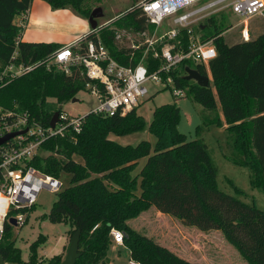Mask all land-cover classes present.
<instances>
[{"label": "trees", "instance_id": "trees-1", "mask_svg": "<svg viewBox=\"0 0 264 264\" xmlns=\"http://www.w3.org/2000/svg\"><path fill=\"white\" fill-rule=\"evenodd\" d=\"M45 1L54 8L73 5L82 11L81 0ZM32 2L0 0V71L11 58L15 40L21 34L15 16L30 10ZM135 2L115 24L136 31H152L153 26ZM227 23V15L221 14L206 19L200 26L204 39H213L218 52L208 66L195 64L193 67L191 61H185L171 75L177 87L187 90L207 110L215 112L219 101L227 130L233 137L234 150L228 160L248 168L252 187L264 191V27L248 41L242 39L239 31L240 39L230 44L222 35ZM98 34L123 63L135 64L143 56V46L132 53V49L118 44L114 29H99ZM95 37L96 32L91 30L82 38L80 47ZM181 38L187 46L186 31H182ZM61 46L23 40L19 44V59L27 62L44 59ZM146 62L152 71L162 63L160 58L154 59L152 51ZM188 66L205 75L211 73L213 82L203 87L186 79L183 72ZM86 82L79 69L67 75L56 67L48 70L41 66L1 87L0 104L17 105L20 110L49 123L58 106L71 101L85 89ZM181 117V108L176 102L154 110L149 125V131L157 138L154 145L148 140L132 145L110 138L111 134L128 135L146 128V120L136 108L124 115L117 113L109 117L89 114L80 133L57 137L44 144L43 148L52 154L35 157L34 165L44 175L60 178L63 173L69 174L70 185L57 192L58 199L43 219L68 223L71 237L81 231L76 264L108 262V251L114 242L113 228L124 233L130 258L140 264H194L129 224L153 206L178 218L185 226L221 231L249 264H264V210L218 187V167L208 144L202 138L189 140L179 130ZM205 118L197 127L198 135L204 127L222 125L220 117ZM30 209L33 207L24 211ZM12 228L6 221L0 255L7 263L31 264L22 259L21 250L15 246ZM46 241L45 235L40 234L31 244V259L37 254L39 244ZM61 261L57 255L50 264Z\"/></svg>", "mask_w": 264, "mask_h": 264}, {"label": "built area", "instance_id": "built-area-1", "mask_svg": "<svg viewBox=\"0 0 264 264\" xmlns=\"http://www.w3.org/2000/svg\"><path fill=\"white\" fill-rule=\"evenodd\" d=\"M137 6L142 8L153 26L152 36L148 30L124 28L115 32V41L132 49V53L142 46L148 53L152 49L154 59L162 61L153 71L146 62L148 53L144 52L135 64L117 59L98 30L94 31L97 37L87 40L82 47L81 38L61 46L44 59L28 62L19 59V44L23 41L30 10L20 13L17 25L21 34L15 40L11 58L0 71V88L41 66L48 70L56 67L67 75L79 69L87 79L82 91L92 93L98 103L78 115H72L61 104L54 126L51 120L45 123L17 105L5 107L0 104V138L16 133L0 144V241L10 218L16 219L15 227L26 224L24 209L37 204L40 189L59 192L64 188L59 178L42 174L34 165L35 157L48 151L43 148L44 144L57 137H73L80 133L89 114L109 117L138 108L149 97L150 86L157 89L161 82L172 81L174 96L184 97L186 90L176 86L171 72L180 70L185 61L208 66L218 54L214 40L204 39L202 35L200 26L205 20L221 14H235L240 21L234 26L240 27L242 39L248 41L251 38L250 21L256 16H264V0H142ZM182 31L187 33V46L183 45ZM132 33H137L144 42L132 41ZM126 41L131 43L124 44ZM183 74H187L186 69ZM111 235L114 243L124 245L121 230L113 228ZM127 264L140 263L130 258Z\"/></svg>", "mask_w": 264, "mask_h": 264}, {"label": "rangeland", "instance_id": "rangeland-1", "mask_svg": "<svg viewBox=\"0 0 264 264\" xmlns=\"http://www.w3.org/2000/svg\"><path fill=\"white\" fill-rule=\"evenodd\" d=\"M78 1L80 2V0ZM141 1L137 0V3ZM80 3L82 11L73 5L54 8L45 0H33L30 12L31 19L23 40L27 42H46L41 40L47 39L62 41L71 36H75L78 34L79 27L81 28L82 25H88L90 23L89 17L96 8L102 10V16L97 17L96 21L98 26L95 29L91 26L89 32L91 30L96 31L102 29L103 31L111 28L114 29L115 34L116 31L125 28L116 25L115 21L127 13L128 9L136 2L135 0H81ZM225 15H227L228 23L225 25L226 27L222 35L228 43L232 44L240 39V27L234 26L236 23H239L240 17L235 14ZM14 20L15 23H18L20 14L16 15ZM263 27L264 16L254 17L250 21L251 37H256L262 31ZM148 33L152 36V31L148 30ZM130 39L132 41H141L140 44L144 42L143 38L137 33H132ZM123 43L129 44L131 41ZM144 52L148 53L146 50ZM194 66L195 64L193 63ZM208 76L210 77V83H212L213 77L211 73ZM156 88L154 89L150 86L149 97L136 108L137 112L144 116L146 128L128 135L119 136L111 134L110 138L123 144L132 145H137L142 140H148L154 145L157 138L149 131L154 110L163 104L176 102L182 112L179 130L186 134L189 140L202 138L209 146L212 158L218 167V187L222 191L246 202L255 203L257 207L264 210V191L252 187L250 170L246 167L235 165L228 160V156L234 150L233 137L227 130L228 124L223 116L219 101L218 109L212 112L209 109L207 110L202 104L196 102L187 93L182 98H176L173 93L174 84L170 80L161 82ZM75 97L79 100L74 102L72 99L62 105L72 115L84 114L98 103L97 98L88 91H80ZM60 105L57 108L58 111ZM207 116L210 119L220 117L222 125L212 124L208 128L204 127V130L198 135L197 127L203 124ZM51 154L50 151H44L41 156H49ZM74 158L77 161H81L79 156H75ZM144 161L145 159L141 161V166ZM59 179L63 182L64 188L70 185L69 174H61ZM57 199V192H52L47 188L40 189L37 204L33 206V209L26 211V224L22 227H15L16 225L10 223L13 226L12 240L15 246L21 250V257L24 261H30L29 263L31 264H50L52 258L57 255H60L62 261L65 259L71 240V226L65 222L52 223L48 219H43V215L50 212ZM139 225L140 228L142 227V231L149 232L151 237L140 232L141 234L151 239L153 234L155 236L154 239L159 240V244L167 248L176 249L178 252L180 250L185 251V253L191 252L189 256L193 255L194 262L198 264H249L244 258L242 260L239 257L240 253L238 249L219 230L206 232L192 226L183 227L176 218L170 216L152 218L151 215L149 219H141ZM40 234L45 235L47 241L39 244L37 254L32 257V260L30 246L38 239ZM113 246L111 245L108 251V258L110 260L100 264H127L130 259L127 251L124 249L121 251H113Z\"/></svg>", "mask_w": 264, "mask_h": 264}, {"label": "water", "instance_id": "water-1", "mask_svg": "<svg viewBox=\"0 0 264 264\" xmlns=\"http://www.w3.org/2000/svg\"><path fill=\"white\" fill-rule=\"evenodd\" d=\"M102 16V10L99 8H96L92 11L89 22L93 29H95L98 26V23L96 21L97 17ZM187 74L185 75V78L188 80H195L200 86L206 87L210 84V77L208 75L202 74L197 69L187 67L186 68ZM79 99L77 97L73 98V101L76 102ZM59 116V111H56L51 119V125L54 126ZM16 135V133H11L5 137L0 138V144L5 142L8 138ZM9 222L13 225H16V219L10 218ZM80 235L81 231H76L70 240V245L66 254L65 259L60 264H76L77 259L80 256ZM0 264H8L4 257L0 255Z\"/></svg>", "mask_w": 264, "mask_h": 264}, {"label": "crops", "instance_id": "crops-1", "mask_svg": "<svg viewBox=\"0 0 264 264\" xmlns=\"http://www.w3.org/2000/svg\"><path fill=\"white\" fill-rule=\"evenodd\" d=\"M30 12H31V8H30ZM30 19H31V17H30V13H29V21H30ZM29 21H28V24H27V27H26V30H25V32L27 31V29H28V26H29ZM91 29V25H90V23H88V25L86 24V25H82V27L80 28L79 27V29H78V34L77 35H75V36H71L70 38H67V39H64V40H62V41H59V40H54V39H47V40H41V41H46V42H48V43H59V44H61V45H63V44H70V43H72V42H74V41H77V40H80L86 33H88L89 32V30ZM25 32H24V35H25ZM23 39H24V36H23ZM25 41V40H24ZM152 215V218H158V216L160 217H162V216H164V217H166V216H170V217H173V216H171V215H169V214H165V213H162V212H160V211H158L154 206L153 207H151L149 210H147V211H144V212H142L141 214H140V216H138V217H136V218H133V219H131L130 221H129V224L134 228V229H136L137 231H139V232H142V233H144V234H146V235H148V236H150L151 237V234L149 233V232H144V231H142V227L140 228L139 226V223H140V220L141 219H143V218H150V216ZM173 218H176V217H173ZM180 223H181V221L178 219V218H176ZM181 225L184 227L185 225H183L182 223H181ZM196 232H197V230H196ZM207 232V231H206ZM199 234H202V233H199ZM203 234H205V233H203ZM154 235L152 234V239H154ZM157 243H158V239H154ZM112 245H114L113 246V251H121V250H126L127 251V253H128V255H129V257H130V250L126 247V246H122V245H119V244H116V243H114L113 242V244ZM169 248V247H168ZM170 250H172V251H174L176 254H178L179 256H181L182 258H184V259H186V260H189L190 262H192V263H194V264H198V263H196V262H194V260H193V258H194V256L193 255H190L189 256V253L191 254V252H189V253H185V251H183V250H180L179 252L176 250V249H172V248H169ZM197 255H199V254H197ZM239 255V254H238ZM241 255V254H240ZM239 255V257L243 260V256L241 257ZM110 260V259H109ZM246 263V262H245ZM247 264V263H246Z\"/></svg>", "mask_w": 264, "mask_h": 264}]
</instances>
